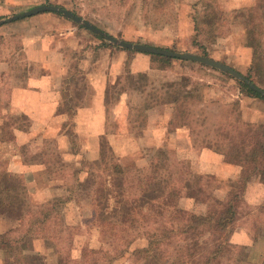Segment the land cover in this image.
I'll return each instance as SVG.
<instances>
[{
	"label": "crops",
	"instance_id": "crops-1",
	"mask_svg": "<svg viewBox=\"0 0 264 264\" xmlns=\"http://www.w3.org/2000/svg\"><path fill=\"white\" fill-rule=\"evenodd\" d=\"M28 1L31 0H23ZM180 1L173 8L160 10L153 7L152 0H56L59 4L83 6L89 13L87 20L116 37L130 36V40L135 37L140 42L166 48L183 44L182 39H193L198 51L202 31L196 35L194 29L193 17L197 15L201 20V13L195 14L197 0H193V11L188 13L190 26L179 23L185 17H181ZM13 2L21 3L0 0V11L7 10ZM259 2L264 1L230 0L238 9ZM150 13H155L157 20L162 17L166 21L162 28L168 30L147 34L152 24L147 18ZM173 14L177 18L171 17ZM222 22L215 33L206 28L203 37L208 45L213 47L222 38L219 30ZM237 26L239 30L234 26L229 38L225 36L232 49L224 53L244 57V48L250 65L252 48L244 41L242 26ZM90 33L95 36L91 37ZM100 37L54 11L0 24V154L8 170L24 175L45 168V161L26 159L25 152L32 146L33 154L40 155L44 148L61 147L66 154L79 157L87 150L93 154L100 152L102 139L112 136L126 141L130 134L128 139L134 148L172 149L180 156L179 160L181 157L188 160L192 174L229 182L227 188L214 190V195L224 197L228 186L241 178L242 166L235 160H227L214 147L220 140L222 124L229 119L256 125L264 123V99L247 95L240 89L236 94L220 92L217 82L204 80L191 67L199 65L227 74L216 68L175 57L168 65L159 67L152 58L154 53L124 48ZM235 37L241 45L232 47ZM202 45L212 57L207 45ZM129 76L132 79L128 80ZM186 76L187 83H182ZM110 117L116 121L115 134L108 128ZM140 127L141 133H134ZM74 133L82 136V155L71 151ZM114 146L125 147L124 144ZM186 198L182 194V202L188 201L192 206H182L184 209L197 213L207 211V204L198 206V202ZM243 198L251 210L238 209L230 240L245 246L252 261L264 262V236L256 238L251 231L254 212L264 204V173H255L247 180ZM32 244L34 250L46 253L42 240H33ZM136 244H146V241L139 239ZM0 264H6L1 255Z\"/></svg>",
	"mask_w": 264,
	"mask_h": 264
},
{
	"label": "trees",
	"instance_id": "trees-1",
	"mask_svg": "<svg viewBox=\"0 0 264 264\" xmlns=\"http://www.w3.org/2000/svg\"><path fill=\"white\" fill-rule=\"evenodd\" d=\"M152 2L153 7L165 10L173 8L177 0ZM197 4L202 6V23L215 33L223 19V12L218 7L217 0H197L195 5ZM236 13L241 20L244 41L252 48L251 63L246 74L259 87L264 88V2L240 7ZM193 20L197 35L200 32L197 15ZM199 51L209 55L202 44ZM151 55L159 67L175 60L166 55ZM129 78L132 79L127 77L128 80ZM187 80V76L183 77L182 83ZM236 81L247 95L264 99L260 92L246 82ZM217 141L214 147L220 150L227 160L240 163L242 175L237 182L228 186L224 197H217L212 192L210 200V192L202 187L199 176L191 173L193 177L196 176L194 180L199 185L194 188L191 196L202 199L204 197L210 201L205 213H196L179 206L181 191L186 183L179 186L180 180H176L173 175L161 174V170H166L167 167L164 154L160 152V160H154V173L146 174L137 181L134 194L125 196L122 208L108 210V207L98 200L104 198V189L100 187L94 190L99 198H95L93 194L90 216L97 224L99 232L107 238L103 239L101 236L100 242L85 247L78 258H74L70 252L64 256L66 250L62 241L65 238L63 232L68 229L65 219L62 223L54 221L53 207L47 209V206H44L33 213L32 206L28 204L27 187L18 180L19 174L11 173L7 169L0 170V214L5 206L4 196L18 199L22 203L20 224L0 232V252L5 263L52 264L41 251L34 250L32 241L39 239L55 253L57 264H117V258L127 254L131 264H263L248 262L247 257H235V248L246 247L233 244L230 235L235 228L239 203L244 201L243 190L247 180L255 173H264V123L256 125L229 119L222 124L220 140ZM113 169L116 172L125 170L117 160L113 162ZM210 178L208 177L207 181H210ZM146 190L149 192H144ZM263 210L264 207H260L254 212L253 223L262 221L260 215ZM252 230L257 238L259 232L254 224ZM128 236L132 240H126ZM139 239H145L146 244H136ZM126 241L128 245L122 249ZM68 247L69 250L74 249L72 245Z\"/></svg>",
	"mask_w": 264,
	"mask_h": 264
},
{
	"label": "rangeland",
	"instance_id": "rangeland-1",
	"mask_svg": "<svg viewBox=\"0 0 264 264\" xmlns=\"http://www.w3.org/2000/svg\"><path fill=\"white\" fill-rule=\"evenodd\" d=\"M264 1V0H263ZM21 3L15 4L12 3L7 10L0 11V20L4 19L12 14L22 12L26 9H29L35 5L42 4V3H53V4H59L56 2V0H31L28 2H23V0H20ZM35 2V3H33ZM193 0H182L179 2L181 4V17H184V19L179 20V23H183L190 26V20L188 19V13L190 11H193L191 3H193ZM236 2V1H235ZM60 6H63L65 8H68L72 10L73 12L79 14L80 16L86 18V16L89 15L87 11L84 10V7L81 5H77L75 3H68L67 5L59 4ZM176 5V4H175ZM174 5V6H175ZM217 5L223 12V22L222 26L219 28L220 32L222 33V38L219 40V42L213 44V47L208 45L207 41L204 39L203 35L206 34V28L207 26L202 23V6L196 5L195 14H200L201 20L199 21V28L202 33L200 34L201 37H199V43H203L207 45L209 52L212 54V57H216L220 59L221 61H224L234 68L235 65L237 70L244 73L247 76L248 72V62L246 58V51L244 48H242V53L244 57L241 55L236 58L235 54L229 53V55H226L224 51L230 48V44H228L229 39H227L225 36L228 37V35L231 33V30L233 27L235 30H239L237 25H241V20L238 19L236 11L238 10V7L235 6L234 3L230 4V0H217ZM256 5V4H255ZM254 6V4H253ZM151 7V6H150ZM237 9V10H236ZM155 13H150L149 21L152 22L151 27H149V31L147 34H150L152 31H159L161 29L168 30L166 27L162 28V24L166 23V21L158 19L157 15H154ZM187 15V16H186ZM174 19L177 18L176 14L171 15ZM233 19V20H232ZM74 24L79 26L80 28H85L83 25L79 23ZM171 23L176 21H170ZM169 22V23H170ZM178 22V21H177ZM168 23V22H167ZM231 26V27H230ZM237 26V27H236ZM91 37H94L92 33H90ZM127 38L119 37L122 39L130 40V36H126ZM101 38V37H100ZM229 38V37H228ZM137 38L132 37V41H140L136 40ZM104 40V39H103ZM183 44L175 43L172 44L174 50L179 51H194L196 53H201L198 49V47L193 43L192 40H180ZM243 42V41H242ZM240 39L235 37V41L232 44V47L235 46V44L238 46L240 44ZM241 45V44H240ZM234 50H236L234 48ZM203 54V53H201ZM246 59L244 61L243 59ZM191 68L195 69L197 71V74L202 75L204 80H214L217 82L218 91L220 92H229L232 94H236L237 90L240 89V86L238 82L236 81L237 78L232 79L230 74L223 75L220 74L217 71L209 70L208 67H201L194 65ZM233 77V76H232ZM249 78V77H248ZM251 80V79H250ZM252 81V80H251ZM253 82V81H252ZM256 84V83H255ZM114 95V90L112 91ZM243 92V91H242ZM245 93V92H244ZM115 118L110 117V123L108 126L110 133L115 134ZM139 131H136L134 133H141V127L138 128ZM145 135V133H144ZM128 138L130 137V134L127 135ZM81 138L82 136L76 135L75 133L72 134V140L74 141L73 147H71V151L79 152V155H82V152H80L81 148ZM126 139V141H118L117 139L113 138L112 136L107 137V139H102V147L100 149V152L98 151L97 154H93L92 152L87 150V153L76 157L78 155L73 154H66L65 151L62 150L61 147H52V148H44L40 155L33 154L32 147H29L27 152H25L26 159L28 161H34V160H42L46 162V167L43 168L40 172H33L28 171L24 175L19 174L18 180L25 184L27 187V191L29 194V201L28 204L32 206L33 213L35 211H38L40 209H43L44 206H47L45 208L50 209L52 208V212L54 213V218L57 223H62L63 219L68 224V229L63 232V235L65 238H63V242L65 244V255H68V252L71 253V255H74V258L81 257L82 250L85 247H89L90 244H95L100 242L101 236L103 239H106V235H102L99 232V228L97 227V224L93 221V219L90 216V212L92 209V200L93 198L97 197L99 198L98 193H96L94 190L96 188L102 187L104 189V198L100 200L98 199L101 204H104L108 207V210L114 211L115 209L122 208L123 199L125 196H129L134 194L135 188L137 185V181H140L139 179L145 177L146 174L152 175L153 172V166L154 160H160L158 158V155L160 152H163L164 159H165V166L167 167L166 170L162 169L161 174L164 173L167 176L175 177L176 180H180L181 185L185 186L182 188L181 194L185 195V197L190 198L191 200H195L198 202L199 205H208L210 201H207L206 199L197 198V196L193 197L191 196L194 188L199 186L196 184L194 177L196 179V176H192L191 171L192 167L188 160L186 158H182L181 160L178 159L180 157L175 151L172 149L165 150V149H154V148H134V144H131L129 139ZM131 138V137H130ZM143 142H146L145 139ZM124 144L125 147H115L114 145L118 144L122 146ZM59 145H61V142H59ZM1 150V149H0ZM1 152V151H0ZM162 157V155H160ZM4 157H1L0 154V170H8L6 160L4 161ZM76 158H79L81 161H78ZM164 159H162L164 161ZM186 159V160H184ZM117 160L121 165L124 167L123 172H116L115 169H113V162ZM114 170V171H112ZM12 173V172H11ZM117 174V176L115 175ZM202 182V187L207 190V192H210V200H212L211 193L214 192L216 188L220 189L227 188V182H220L218 180L210 179V181H207L206 177H198ZM141 188V185L139 186ZM144 190V186H142ZM181 189H179L180 191ZM144 192H149V190H146ZM139 193H141L139 191ZM94 194V197H93ZM97 194V196H95ZM92 195V196H91ZM106 196V197H105ZM182 197V196H181ZM181 197L179 198L178 204L179 206H187L191 205L190 202L184 201L182 202ZM186 198V199H187ZM3 202L5 206L3 207V212L0 214V232H3L2 230L5 228H12L15 226H18L21 221V202L18 199H10L8 196H4ZM192 206V205H191ZM263 208L264 204L260 205L258 208ZM257 208V207H256ZM257 208V209H258ZM251 210V206L246 203H239V211L240 210ZM193 211V210H192ZM264 211V210H263ZM196 212L197 211H193ZM242 214V212H241ZM264 214V213H263ZM240 219V218H239ZM25 220L28 219L25 218ZM24 221V220H23ZM22 223V222H21ZM253 223L251 224V227L253 224L258 229V238H262L264 236V221L263 223ZM94 224V225H93ZM235 226V225H234ZM259 227V228H258ZM253 229V227H252ZM252 234L254 235L253 230ZM7 230V229H6ZM126 240H132L131 237H127ZM145 240V239H144ZM128 241L124 243L122 246V249H125L128 245ZM142 242L143 239H140ZM44 243V241H43ZM33 245V244H32ZM72 245L74 249L69 250V247ZM43 246L46 248V253H43L46 255L47 261L52 264L57 261V256L54 252L51 251V249L46 247V244L44 243ZM120 248V247H119ZM235 252V257H247L248 262L251 263H263L264 262H258V261H252L248 256V250L246 248H235L233 250ZM114 254V251H113ZM0 255L3 256V254L0 252ZM78 256V257H77ZM117 264H131V261L129 260V255L120 256ZM121 260V261H120ZM234 264V262L232 263ZM237 264V262H236Z\"/></svg>",
	"mask_w": 264,
	"mask_h": 264
},
{
	"label": "water",
	"instance_id": "water-1",
	"mask_svg": "<svg viewBox=\"0 0 264 264\" xmlns=\"http://www.w3.org/2000/svg\"><path fill=\"white\" fill-rule=\"evenodd\" d=\"M45 11L59 12L63 14L64 16L70 18L71 20L85 26L86 28L94 32L95 34L102 36L105 40L113 44L122 46L124 48H130V49H134V50L142 51L146 53L161 54V55L181 58L185 60H192V61L202 63L204 65L210 66L212 68H216L222 72L232 75L233 77L239 80L246 82L251 88H253L254 90H257L258 92L261 93V95L264 96V88L259 87L257 84L252 82L250 78H248V76H246L244 73L240 72L239 70H237L236 68H234L233 66H231L230 64L224 61L218 60L216 58H213L211 56L204 55L201 53H196V52H191V51H179V50H174V49H170L166 47H160V46H156L152 44H147V43L140 42V41H132V40H126V39L116 37L104 31L100 27L96 26L95 24L87 20L86 18L76 14L72 10L65 8L63 6H60L58 4L42 3V4L35 5L22 12L15 13L4 19H1L0 24L15 20V19L31 16L36 13L45 12Z\"/></svg>",
	"mask_w": 264,
	"mask_h": 264
}]
</instances>
